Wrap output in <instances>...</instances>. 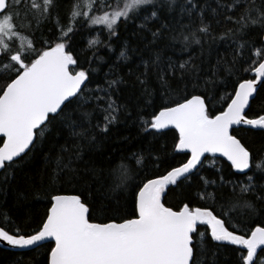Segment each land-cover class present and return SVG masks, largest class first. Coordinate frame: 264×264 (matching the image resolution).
I'll return each mask as SVG.
<instances>
[{
    "label": "snow or ice",
    "instance_id": "obj_1",
    "mask_svg": "<svg viewBox=\"0 0 264 264\" xmlns=\"http://www.w3.org/2000/svg\"><path fill=\"white\" fill-rule=\"evenodd\" d=\"M20 2L0 0V137L4 138L0 140V177L5 183L53 135L54 127L56 135L67 128L70 139L65 144L74 145V150L61 147L56 157L57 180L63 178L71 185L80 175L73 165L83 161L85 149L103 150L120 112L127 111L126 104L113 99L125 81L111 69L102 80H95L99 73L95 62L105 63L100 49L112 51V38L119 37L121 28L135 25L132 35L141 38L150 33L152 45L168 40L166 47H171L180 42L184 45L181 52L192 44L200 45L201 55L205 44L230 40L231 58L218 57L202 75L191 60L177 63L163 57L164 49H154V58L144 62V72L136 80L144 102L151 105L154 94L147 86L148 72L155 70L162 102L150 120L140 123L144 131L155 130L153 136L175 129L178 138L173 151L190 153V158L152 178L145 160L152 159L158 167L159 155L130 153L139 167L119 166L107 205H96L83 194L57 192L49 197L39 229L22 234L19 229L10 232L0 226V242L26 249L54 241L49 264H196L194 255L203 254L210 235L218 247L236 246L235 264H264V256H258V251L264 254V226H255L264 225V158L254 157L239 136L245 125L264 129V115L249 118L246 111L254 98H264V0H216L217 7L212 9L216 24L235 26L219 36L205 18L208 5L198 6L196 0H72L63 23L58 0H28L22 21ZM176 12L178 19L173 16ZM162 14L179 24V35L161 19ZM185 17L188 23H183ZM152 21H158V26L153 27ZM45 23H54V43L37 41L36 32ZM90 26H102L97 35L106 30L108 44L99 38L91 40L93 59L83 67L68 41L80 28ZM254 28L259 29L260 45L237 39ZM129 50L125 44L119 59L127 62ZM169 78L177 81L175 87ZM189 86L203 90L189 93ZM174 93H180L178 99ZM214 100L225 102L215 112L210 110ZM96 113L102 114L99 122L93 119ZM206 154L212 158L208 166L216 172L212 179L201 173ZM217 155L230 162L227 177L217 167ZM91 171L96 174L97 170L93 167ZM194 176L201 181L197 198L204 205L166 206L170 187L179 188ZM129 195L131 211L123 216ZM2 215L7 221V214ZM258 215L260 219L254 220Z\"/></svg>",
    "mask_w": 264,
    "mask_h": 264
},
{
    "label": "trees",
    "instance_id": "obj_2",
    "mask_svg": "<svg viewBox=\"0 0 264 264\" xmlns=\"http://www.w3.org/2000/svg\"><path fill=\"white\" fill-rule=\"evenodd\" d=\"M198 6L208 5L205 11V18L212 24V29L216 35H222L226 28L235 27L231 23H221L217 25L215 18L212 15V9L217 7L216 0H196ZM28 0H22L18 9L21 13V21L23 20L26 11ZM72 0H58V11L63 23L71 9ZM173 16L179 18V13H173ZM195 18V14H194ZM29 19L31 17L29 16ZM161 19L165 23L177 29L176 35H179V24L171 21L166 15L162 14ZM223 21V17H220ZM158 21H152L153 27L158 26ZM183 23H188V18L185 17ZM198 23V21H197ZM102 26H90L80 28L73 33L72 38L68 41L69 47L80 61L81 66L88 67L91 61V49L89 48L90 41L99 38L104 44H108L106 30L97 35L98 30ZM136 30L135 25H129L126 28H121L119 37H113L111 48L108 51L106 48L100 49V55L104 57L105 63L99 64V73L95 80H102L104 74L109 73L111 69L123 78L125 84L120 88L118 96H113L118 103L126 104L127 111H121L119 120L110 131L109 139L103 143V150L98 152H90L85 149L83 161H76L73 165L78 168L80 175L77 180L71 185L63 178L56 179V157L60 152L61 147L74 150V145L65 144V140L70 139V131L67 128L61 130V134L56 135V128L53 129L51 135L43 144L42 147L35 151L24 161L14 172L8 177L7 182L0 177V226L6 230L15 231L19 229L22 234H31L41 227V224L46 216L47 209L50 203L49 197L52 194L59 192L60 194H83L89 196L95 201L96 205L104 203L108 204L109 198L112 195L111 188L117 181L119 175V166L127 164L132 168H138L139 165L130 158V153L142 152L145 157L149 151L159 155L160 159L155 161L159 166H154L152 159H146L147 171L152 178L166 174L174 166H179L189 158L185 154H177L173 151V144L178 138V133L175 130L165 131L163 135L157 133L153 136L151 133L155 130L144 131L140 123L141 119L150 120L154 112L159 108L162 102L163 93L160 89V84L156 79L155 70H149L147 86L152 91L153 103L151 105L144 102L141 87L136 80L144 72V62L153 59V50L159 51L164 49L162 55L165 59H171L177 63L191 60L194 64L202 69V75L208 72L209 66H214L218 57L231 58L230 40H217L210 46L204 45L203 55L200 53V45L192 44L188 51L181 52L184 45L180 42L172 44L171 47H166L169 44L168 40H163L156 45H152L150 33H143L141 36H134L132 33ZM43 33V36H41ZM57 35V30L54 23H45L41 25L39 31L36 32L37 41L42 39L55 42L53 37ZM237 39L254 40L257 45L261 44L260 33L258 28L250 30L247 36ZM129 47L127 62L119 59V54L124 50V45ZM236 45H232L235 48ZM174 49V50H173ZM243 75L250 76L245 72ZM207 78V77H205ZM141 79L143 77L141 76ZM170 79V78H169ZM173 87L177 81L171 80ZM202 83V81H201ZM235 83V80H233ZM264 83V82H263ZM96 87L95 81L91 85ZM211 87V86H209ZM260 89V88H259ZM202 88H192L189 86L188 92H200ZM216 91L222 96L224 93L217 89ZM228 91H231L229 87ZM211 94V93H210ZM180 93H174V98L178 99ZM224 101H216L210 105V110L217 111ZM88 108L87 105L84 106ZM249 118H257L258 115H264V98H255L248 110ZM94 121L102 120V114L96 113L93 116ZM239 136L242 142L253 152L254 157L264 158V131H255L242 128ZM2 140V139H0ZM2 146V145H0ZM71 154L65 153V158ZM110 156V159H105V156ZM211 158H207L204 162L205 167L201 170L202 175L212 179L215 177V169L209 167ZM260 163V160H257ZM217 167L223 169L224 175L227 177L230 172V165L221 159H216ZM96 168V174H93L91 169ZM201 187L199 177L194 176L191 181H185L179 188H171L165 197L166 206H182L183 203H189L190 206H203L205 201L197 198V190ZM227 191V189H226ZM217 196L220 193H215ZM23 197H26L24 199ZM131 211V197L127 201L126 207L121 215L127 216ZM3 213L7 214L8 220L5 221ZM106 218V217H100ZM259 215L254 220H259ZM253 223V221H249ZM255 226H264L256 223ZM207 243L205 251L202 255L195 254L194 259L196 264H235L237 253L234 252V246H220L214 243L210 235L206 236ZM195 243V239H194ZM54 244L48 243L33 251L16 253L0 249V264H49L50 249ZM258 256H264L259 253Z\"/></svg>",
    "mask_w": 264,
    "mask_h": 264
},
{
    "label": "water",
    "instance_id": "obj_3",
    "mask_svg": "<svg viewBox=\"0 0 264 264\" xmlns=\"http://www.w3.org/2000/svg\"><path fill=\"white\" fill-rule=\"evenodd\" d=\"M264 81H262V83H263ZM261 87V85H257V88L259 89ZM255 99V98H254ZM253 99V100H254ZM252 100V101H253ZM252 101L250 102V106H251V103H252ZM247 112H248V110H246ZM242 128H245V129H250V130H255V131H264V129H257V128H251L250 126H247V125H245V126H242ZM168 130H175V129H166V130H164V132L165 131H168ZM176 131V130H175ZM177 132V131H176ZM178 133V132H177ZM0 139H4V138H2V137H0ZM177 154H185V155H188L189 156V158H190V153H179V152H176ZM206 156L208 157V158H211V156H210V154H206ZM212 159V158H211ZM215 159H221V160H223V161H225L226 163H228L229 165H230V162H228L227 160H226V158H223V157H219L218 155H217V157L215 158ZM204 162H205V160H204ZM214 243H216L217 244V242H215V241H213ZM48 243H52V244H54V241H46V242H44V245L45 244H48ZM224 246H233V245H224ZM234 247H236V246H234ZM38 248H40V247H32V248H26V249H19V248H13L12 246H9V245H7L6 244V242H0V249H2V250H7V251H11V252H16V253H23V252H28V251H33V250H36V249H38ZM259 251H258V255H259Z\"/></svg>",
    "mask_w": 264,
    "mask_h": 264
},
{
    "label": "rangeland",
    "instance_id": "obj_4",
    "mask_svg": "<svg viewBox=\"0 0 264 264\" xmlns=\"http://www.w3.org/2000/svg\"><path fill=\"white\" fill-rule=\"evenodd\" d=\"M22 1V0H21ZM21 3V2H20ZM20 5V4H19ZM19 7V6H18ZM19 10V9H18ZM20 13V12H19ZM20 16H21V13H20Z\"/></svg>",
    "mask_w": 264,
    "mask_h": 264
}]
</instances>
